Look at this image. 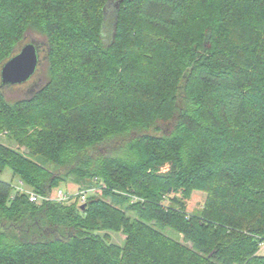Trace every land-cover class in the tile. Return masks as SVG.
<instances>
[{"label": "trees", "instance_id": "obj_1", "mask_svg": "<svg viewBox=\"0 0 264 264\" xmlns=\"http://www.w3.org/2000/svg\"><path fill=\"white\" fill-rule=\"evenodd\" d=\"M28 35L43 84L0 88V132L99 191L81 210L0 180V264H264V0H0V73ZM7 168L65 181L0 142Z\"/></svg>", "mask_w": 264, "mask_h": 264}, {"label": "rangeland", "instance_id": "obj_2", "mask_svg": "<svg viewBox=\"0 0 264 264\" xmlns=\"http://www.w3.org/2000/svg\"><path fill=\"white\" fill-rule=\"evenodd\" d=\"M110 15V14H109ZM107 34L104 35L105 41H107ZM36 37H34L33 35H28L27 39L25 40V44L31 42L32 39H35ZM44 56V54L42 55V57ZM41 76L36 75L34 76L28 83L24 84V85H19V86H11V87H6L4 88V93L9 101V103L13 104L16 100L18 99H22L25 97H30L29 92L31 91V89L33 87L39 88V86H42V80L40 79ZM0 142L3 143L4 145L18 151L19 153H21L22 155L39 162L41 165H43L44 167L48 168L52 173L57 174V175H61V177H63V179H65L64 182H62V188H60L61 190H64L66 192L75 194L77 193L79 190V185L76 182V177L69 172L68 168H57L54 165L50 164L49 162L41 159L38 156H33L30 151L24 147V146H19L17 143V140L14 138V136L9 132V131H3L0 132ZM167 170H163L162 172L165 173ZM0 180L5 181L7 183H11V185H15L18 182V179H14L13 178V173L12 171L7 168L3 173H0ZM97 187V183L96 181H94V185L90 186L89 188H82L83 190H88L90 188H96ZM81 190V191H83ZM93 195H97V193L93 194L91 193L90 196ZM170 197H174V195H170ZM168 199V198H166ZM205 200H206V195L202 192H194L192 194V196L187 199L186 204H187V211L188 214L192 215V214H196L199 213L202 208L204 207L205 204ZM109 201V199L107 200ZM161 205H164V208H166V211H168V206H170V202L167 201H162ZM166 235H168L169 237H172L175 240H178L180 243L191 246L190 243H185L183 241V236L182 235H178L175 232H173L172 230H165L164 231ZM103 235V234H102ZM110 235V240L112 244H117L119 246H122L124 244V237L121 234L118 233H109ZM260 255H264V252L259 253Z\"/></svg>", "mask_w": 264, "mask_h": 264}, {"label": "water", "instance_id": "obj_3", "mask_svg": "<svg viewBox=\"0 0 264 264\" xmlns=\"http://www.w3.org/2000/svg\"><path fill=\"white\" fill-rule=\"evenodd\" d=\"M43 45V42L32 39L31 42L21 48L19 53L2 66L0 73L1 89L24 85L35 76L40 66V47ZM80 208L84 210L86 205L84 204Z\"/></svg>", "mask_w": 264, "mask_h": 264}, {"label": "built area", "instance_id": "obj_4", "mask_svg": "<svg viewBox=\"0 0 264 264\" xmlns=\"http://www.w3.org/2000/svg\"><path fill=\"white\" fill-rule=\"evenodd\" d=\"M102 189H106V186L100 184ZM13 189V196L14 198L16 195H26L29 201L36 205H42L44 203L56 202L61 204H72L78 203L80 206L84 205L90 196L91 193L95 194L99 191L98 187L90 188L88 190L78 191L75 194L66 192L64 190H58L53 195H41L38 194L31 189H29L25 183L21 180H18L17 184L11 185ZM259 252H264V241L259 244Z\"/></svg>", "mask_w": 264, "mask_h": 264}]
</instances>
